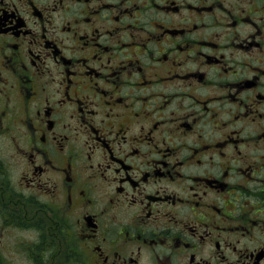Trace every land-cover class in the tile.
I'll return each instance as SVG.
<instances>
[{"label":"flooded vegetation","instance_id":"af4514ba","mask_svg":"<svg viewBox=\"0 0 264 264\" xmlns=\"http://www.w3.org/2000/svg\"><path fill=\"white\" fill-rule=\"evenodd\" d=\"M0 264H264V0H0Z\"/></svg>","mask_w":264,"mask_h":264}]
</instances>
